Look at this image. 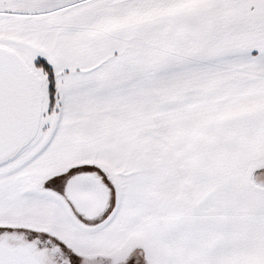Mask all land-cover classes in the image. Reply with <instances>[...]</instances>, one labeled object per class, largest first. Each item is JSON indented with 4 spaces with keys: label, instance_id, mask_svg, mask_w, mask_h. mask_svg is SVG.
Returning <instances> with one entry per match:
<instances>
[{
    "label": "snow or ice",
    "instance_id": "obj_1",
    "mask_svg": "<svg viewBox=\"0 0 264 264\" xmlns=\"http://www.w3.org/2000/svg\"><path fill=\"white\" fill-rule=\"evenodd\" d=\"M0 264H264V0H0Z\"/></svg>",
    "mask_w": 264,
    "mask_h": 264
}]
</instances>
